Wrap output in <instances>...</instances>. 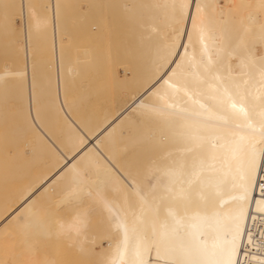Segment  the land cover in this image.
Returning a JSON list of instances; mask_svg holds the SVG:
<instances>
[{"label": "bare ground", "instance_id": "6f19581e", "mask_svg": "<svg viewBox=\"0 0 264 264\" xmlns=\"http://www.w3.org/2000/svg\"><path fill=\"white\" fill-rule=\"evenodd\" d=\"M72 1L80 0H0V35L21 20L18 37H0V52L13 57L0 63L4 264H31L59 242L85 264H133L141 243L162 264H213L226 258L237 224L233 258L264 264L260 167L250 199H241L252 154L259 165L264 147V82L249 63L264 56L261 0H196V29L179 0H118L132 27L119 53L105 39L102 88L122 90L113 86L97 108L85 82L94 55L69 54L64 26L90 7ZM37 32L42 61L33 60ZM117 55L124 77L109 67ZM232 101L248 115H235ZM197 241L203 251L189 254Z\"/></svg>", "mask_w": 264, "mask_h": 264}, {"label": "rangeland", "instance_id": "374dc122", "mask_svg": "<svg viewBox=\"0 0 264 264\" xmlns=\"http://www.w3.org/2000/svg\"><path fill=\"white\" fill-rule=\"evenodd\" d=\"M70 3L74 6L78 5L82 8L85 6L90 7L89 9L86 10L87 12L85 13V15L80 18L70 17L69 15H71V10H67L66 16L69 17L66 18V21L64 22V26L68 30L65 34V37L67 38L66 44L69 54L73 56L75 53H78L79 55L82 56V53L84 51H87L94 55L95 71L93 72L88 71L86 73L85 82L88 87L87 89L90 92L92 91L91 87L94 86L95 94L94 96L88 98L87 100L93 102L92 104L93 107L97 108L100 107V103L107 96V94H110L111 92L116 93L117 91L119 92L117 94H120L121 93L120 89L122 90V88H118L119 90H117L116 88L117 86L115 85H112L111 88L109 87V89L106 88L103 90L102 83H103V78L105 76L103 72L105 70L104 69L105 63H104V58L102 56V52L103 49L105 48V39L114 38L115 42L109 48L112 51L119 53L121 47V39L125 37V33L127 32L128 27L129 29H131L130 26L132 27V23H130L131 21H129L128 18L129 6L118 0H100L98 2L80 0L78 2L72 1ZM29 21L31 26L35 28H38L41 24L40 21L37 19L31 18ZM20 25H21V20L20 19L15 20L13 22V26L16 29L15 32L12 34L1 33L0 37L3 39L2 41L10 42L12 39L18 37ZM42 37L43 35L40 34L39 32L33 35V40L35 45V48L33 49L34 52L33 60L35 61L44 60L45 55L47 54L46 44ZM12 59H13L12 56H8L0 52V63ZM128 59L131 62H133L132 58H128ZM123 60H124L123 57L117 55L113 60L112 64L109 65L110 69L117 70L120 77H124V72L122 71V66L120 64V62H122ZM0 70H2L1 65H0ZM93 76L95 77V80L91 81V78ZM77 83L78 82H76V85H78ZM76 85L72 87V90L76 89L77 87ZM113 86H115L117 91L116 90L114 91L115 88H113ZM4 100H5L4 98H0L1 102H4ZM2 118H4V115H2ZM4 124H5L4 120H2L0 123V133L2 135L4 131ZM0 155H1V149H0ZM4 230L0 232V239L3 237ZM48 243H50V241H48ZM52 245L50 243V246H48V248L49 247L50 248L44 250L43 254L41 253L42 257L33 261L31 264H85L83 263L85 262L84 260H75L72 257H70L69 255H71V252L74 253L75 251L72 250L70 252L69 248L62 242H59L56 248H54ZM4 250H5V246L3 242L0 240V264H4V255H5ZM45 253H48L46 254L47 256H45ZM57 253L61 255L60 261L58 262L54 260L56 258L54 257V255H56Z\"/></svg>", "mask_w": 264, "mask_h": 264}, {"label": "snow or ice", "instance_id": "6c2138e0", "mask_svg": "<svg viewBox=\"0 0 264 264\" xmlns=\"http://www.w3.org/2000/svg\"><path fill=\"white\" fill-rule=\"evenodd\" d=\"M175 6V5H174ZM261 6L264 7V0H261ZM179 13L182 19L186 20L188 24H190L193 29L197 28V22L194 13L197 12L200 8V5L196 2V0H179ZM187 9V14L185 15L184 10ZM205 29V23L203 20L199 23V39L203 41V32ZM261 38L264 39V24L261 25L260 28ZM184 36L191 40V34L186 30L184 33ZM181 47H184L185 51H187L186 46L181 45ZM249 63L251 66L255 67L258 64V74L262 82H264V56L259 57L258 59L255 56H252L249 60ZM174 87L180 88L183 87L178 82L173 85ZM230 108L233 110V113L235 115H243L247 116L248 112L244 106L243 103H240L239 106L237 102L232 101L230 102ZM262 116H264V113H261ZM261 131L264 132V123L261 125ZM256 167H260L261 169H264V147L260 149V164L257 165L255 161V153L252 154L251 157V168L250 172L247 177L246 183L243 184L244 188V194L241 197V199L244 202H247L250 199L249 196V189L254 188L256 181L251 179V172L255 170ZM261 194L264 195V182H260L259 184ZM259 211L264 212V208L259 209ZM244 216V212L241 211L240 218L242 219ZM240 227L239 224H237L236 230L233 234V239L230 242V248L225 250L226 258L221 261H214L213 264H239V262L234 259V255L237 249V240L240 236ZM204 244L203 241H197V247L193 248L192 246H187V252L191 254L193 251H203V248L201 247ZM146 253L147 257L146 258ZM133 264H162V259L159 257V253H157V258H151V250L143 243L137 244L135 249V260ZM164 264H168V261L165 260ZM180 264H195V262L191 261H181Z\"/></svg>", "mask_w": 264, "mask_h": 264}, {"label": "built area", "instance_id": "2783aa9c", "mask_svg": "<svg viewBox=\"0 0 264 264\" xmlns=\"http://www.w3.org/2000/svg\"><path fill=\"white\" fill-rule=\"evenodd\" d=\"M260 182H264V169H261V168L259 169L258 186Z\"/></svg>", "mask_w": 264, "mask_h": 264}]
</instances>
